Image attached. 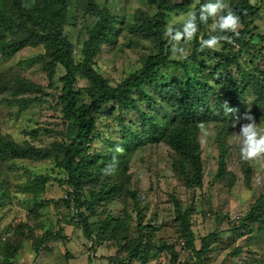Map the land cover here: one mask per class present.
I'll use <instances>...</instances> for the list:
<instances>
[{"label":"rangeland","instance_id":"rangeland-1","mask_svg":"<svg viewBox=\"0 0 264 264\" xmlns=\"http://www.w3.org/2000/svg\"><path fill=\"white\" fill-rule=\"evenodd\" d=\"M230 1L221 0L212 6V21L207 23L203 32L214 35L220 30V19L228 10ZM249 1L259 8V12L251 17V27L264 35V0ZM98 3L101 9L109 8L116 18L124 21L117 43H104L93 58L95 69L116 87L128 77L140 74L149 55L160 53L155 38L136 34L129 26L143 11L154 15L157 4L149 0H98ZM66 18L64 31L74 43V59L79 67L81 49L89 30L96 24V18L89 10L77 5L70 8ZM190 18V13H173L168 18L163 37L170 49L168 57H162L165 61L156 69L155 79L143 80L140 87L132 88V99L137 107L157 117L163 125V121L172 118V110L164 102L158 87L168 84L179 88L181 83L190 84L187 72L194 74L196 66L191 63L188 67V59L199 61L201 70L197 77L200 81H207L209 86L202 88L198 84V89L210 101L204 111L210 119L200 123L196 120L198 117L195 118V131H198L202 149L201 185L187 186L179 165V169L175 168L179 156L175 148L163 140L162 134L156 139L136 135L134 122L138 116L131 101H111L92 115L93 140L87 150L90 155H103L111 147L121 149L124 144L127 146L124 156L127 163L121 168H107L99 166L100 160L98 165L91 166L90 172L96 179H81L84 185L78 192V202L70 205L63 202V198L70 197L68 193L73 191V186L63 182L64 177L68 180L66 175L69 172L57 164L56 158H17L4 163L0 175V188L5 185V191L1 193L0 190V241H8L11 248L6 251L7 256L0 255V264H172V254L162 248L164 244L174 246L179 260L191 261L194 255L182 235L181 223L175 220L176 202L192 210L196 249H202L204 236L224 233L219 242L203 255L202 264H264V224L247 225L244 219L252 204L261 202L259 200L264 197V105L253 93L239 92L236 96L241 99L239 113L228 111L225 101L230 98V91L229 82H225L227 74L223 62L226 57L215 56L214 51L225 53V47L235 46L233 50L240 54L241 43L224 47L223 43L208 41L203 45V33L195 42L191 30L175 32L176 26H182ZM225 27L226 35L244 28L236 18ZM196 45L199 51H210L211 55L191 57ZM260 47H264V43ZM39 53L46 54L44 46H27L9 61L0 54V133L13 138L18 145L45 149L66 139L72 122L64 118L60 98L64 86L61 77L65 76L66 69L58 65L52 73L50 65L42 67L41 61L33 60V56ZM25 59L27 63H23ZM240 60L244 69L239 68L242 64L230 65V72L237 82L242 80L248 84L252 81L251 76H247L249 64L252 70L254 66L257 68L256 75V71L264 69V57H240ZM20 74L35 83L36 88L15 98L12 93L18 91L20 81L17 77ZM90 86L88 79L77 72L75 88L82 92L79 104L90 101L86 90ZM142 92L153 99L143 96ZM28 98L32 100L28 106L20 101ZM223 147L229 151L226 174L218 176ZM243 161L251 166L250 179L246 177ZM38 175L49 180L37 195L38 201L44 204L34 202V194L21 188ZM109 188L114 191L102 194L97 205L85 206L86 198ZM138 211L142 213L139 227ZM79 214L83 215V222L87 221L88 227L79 223ZM128 214L133 217L131 229L124 234L131 242L130 247L142 237L145 241L141 245L148 249L139 258H127L128 252L110 239L104 241L103 238V242H99L95 237L87 236L93 225L99 226L111 217L125 220ZM145 224L149 225V230ZM233 225L240 226L236 236L229 231ZM44 235L51 236L41 251L35 252L36 240L40 241ZM235 249L240 252L235 254Z\"/></svg>","mask_w":264,"mask_h":264},{"label":"trees","instance_id":"trees-1","mask_svg":"<svg viewBox=\"0 0 264 264\" xmlns=\"http://www.w3.org/2000/svg\"><path fill=\"white\" fill-rule=\"evenodd\" d=\"M156 2L157 8L154 15L147 11H143L132 24H129L132 32L145 36L147 38H155L160 47V53L149 55L146 59L144 67L140 74L130 76L122 83L113 87L109 80L105 79L101 73L93 66V58L100 52L101 46L104 43L114 45L117 43L118 35L121 32V25L124 24L123 20L116 18L112 11L104 7L101 9L98 0H0V54L4 60H11L27 46H44L46 54H38L33 56L34 61H41L42 67L50 65L51 72L54 73V68L58 65L66 69L65 76L61 77L63 82V93L61 94V102L63 105L64 118L72 122V128L67 133L66 139L55 142L51 147L45 149L34 147L32 145L21 146L11 137L0 133V175L2 174V167L7 161L15 160L17 158H56L57 164L63 166L69 173L63 178L67 184L73 186V191L69 192V198H63L65 204L70 205L72 202L77 201L79 198L78 192L82 191L84 183L82 178L87 177L88 180H94L90 167L98 165L107 168H121L125 162L126 145L122 144L121 149L113 147L103 155H90L88 148L93 140L91 135V128H94V118L92 115L100 110L105 104L111 101H131L134 106L135 113L138 120L134 122L137 127L135 131L138 136H145L146 139H156L157 135L162 134L163 140L171 147L175 148V152L179 156L175 168L180 167L183 174L184 181L189 187H197L202 183V149L198 135L195 131L197 121L204 123L210 119L209 115L205 113L206 106L210 105V101L206 95L198 89V84L202 88L208 87L207 81H200L198 74L201 70L199 61L197 59H188L187 65L190 67L191 63L196 67L194 74L188 73V80L190 84L181 83L179 88L171 87L168 84H163L158 87L162 93V97L166 104L170 105L172 110V118L163 121V125L158 121L157 117L152 116L148 111L137 107L132 99V88L135 86L140 87L143 80L155 79L156 69L161 66L165 59L168 57L167 41L163 39L164 28L168 18L173 13H190L191 18L182 26H176L175 32L180 30H191L195 34V42H198L199 35L203 33V45L208 41L223 43L225 46L241 43V52L236 53L232 47H225V53L214 51L215 56L226 57L223 59L226 79L229 82L230 98L225 101L227 103L228 111L230 113H239L240 101L236 96L240 92L242 94L253 93L259 100L260 104L264 105V69L254 73L255 66H252L247 71V76H251L252 81L245 83V81L237 82L235 77L230 72V65L235 63L240 65L239 68L244 69V64L240 57H264V47H260L264 43V35L258 34L255 27H251L252 19L259 12V8L254 6L249 0H223L224 2L230 1L229 8L223 12L220 19L221 28L214 34L209 35L203 32L207 23L212 21V6L221 0H180L174 2L172 0H149ZM77 5L81 9L89 10L96 18V24L89 30L87 41L81 49L82 60L79 67L76 66L74 59V43L64 31V24L66 22L67 14L71 7ZM236 18L240 21L244 28L236 30L226 35V27L231 20ZM254 31H253V30ZM196 45L193 48V55L191 57H204L210 56V51L198 50ZM223 47V49H224ZM205 48V47H204ZM222 49V50H223ZM221 50V51H222ZM252 62V60L250 59ZM25 59L23 63H27ZM53 67V68H52ZM81 72L91 83V86L86 90L89 95V102L79 104L78 100L82 96L80 89L75 88L76 73ZM20 84L17 86L18 91L12 93L15 98L21 93L30 92L36 88L35 83H32L24 78L21 74L17 77ZM158 84L159 81H157ZM164 88V89H163ZM163 89V90H162ZM242 90V92L240 91ZM142 95L150 98L148 94L142 92ZM24 105H30L31 99L20 100ZM163 101V100H162ZM24 108V107H23ZM198 117L196 120L195 118ZM195 124V125H194ZM129 130H132L131 128ZM124 148V149H123ZM228 149L222 148L219 157V170L218 176L226 174V160ZM89 154V155H87ZM244 171L247 179H250L251 166L247 161H243ZM91 176V177H90ZM90 177V178H88ZM49 180L42 175L27 181L21 188L28 193L34 194V202L38 201L37 195L40 194ZM233 180H230L232 183ZM5 185L0 188L1 193L5 191ZM114 191L113 188L107 189L106 192H101L86 198L85 206L92 208L97 205L101 199L102 194H109ZM5 195V194H4ZM7 195H5L6 197ZM2 200V199H1ZM252 204L249 213L244 217L247 225L249 224H264V197ZM37 205V204H35ZM175 220L181 223V232L186 240L187 247L193 253L191 261L185 259L179 260L180 256L174 246L169 244L162 245L165 251L172 254L170 262L172 264H202L203 255L207 253L213 244H217L224 233L214 232L202 238V249H196L195 235L192 226V210L189 206L182 207L179 202L175 204ZM77 207V205H76ZM141 212L137 213V226L139 227L142 222ZM79 223L86 226L87 221L83 222V215H77ZM132 215H127L126 219H116L114 217L108 218L99 226L93 225V229L87 231V236L95 237V241L103 242L112 241L113 244L119 245L123 250L128 252L127 258H139L141 253L148 252V249L142 246L145 239L139 237L131 248V242L128 241L125 232H129L130 220ZM99 224V223H98ZM148 229V224H145ZM26 226V225H25ZM88 227V226H86ZM240 226H231L229 231L233 236L239 233ZM149 230V229H148ZM147 230V231H148ZM142 232V230H141ZM51 235H44L40 237V241L36 240L34 248L35 252H40L42 246L49 239ZM140 239L142 241H140ZM11 241V239H9ZM11 248L8 241L1 243L0 241V255L7 256L6 251ZM17 250L16 248L14 249ZM164 251V252H165ZM235 254L240 252L239 249L233 251ZM16 252L13 253L15 255ZM10 255L9 257H11ZM8 260V259H7ZM119 261L118 258H115ZM126 261V260H125ZM123 260L122 263H125ZM96 262H98L96 260ZM98 264V263H96Z\"/></svg>","mask_w":264,"mask_h":264}]
</instances>
